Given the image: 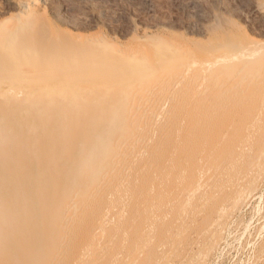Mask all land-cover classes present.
<instances>
[{
	"label": "bare ground",
	"instance_id": "obj_1",
	"mask_svg": "<svg viewBox=\"0 0 264 264\" xmlns=\"http://www.w3.org/2000/svg\"><path fill=\"white\" fill-rule=\"evenodd\" d=\"M50 1L0 20V264H161L213 237L264 163V41L121 46L42 28Z\"/></svg>",
	"mask_w": 264,
	"mask_h": 264
},
{
	"label": "rangeland",
	"instance_id": "obj_2",
	"mask_svg": "<svg viewBox=\"0 0 264 264\" xmlns=\"http://www.w3.org/2000/svg\"><path fill=\"white\" fill-rule=\"evenodd\" d=\"M9 1L12 0H0V7L4 8H0V11L7 15L0 13V20L16 13L15 8L10 7L12 3ZM53 1L55 3L58 1V4L53 3L52 5ZM190 1L192 0H52L51 4L39 7L38 16L41 15L39 20H44L46 24L44 25L40 20L42 28L49 29L51 26L87 37L99 34L121 46H133L136 40L146 35V32L147 36L184 43L192 48L197 44L196 52L202 44H208L210 39L233 35L242 36V32L243 35L249 33V36L251 38L254 36L257 41H264V17L257 19L259 16L254 11L259 4L260 11L264 12V0H195L197 2L193 4ZM54 6L55 8L57 6V10L53 8ZM55 13L61 15L56 19ZM191 35L193 39L190 38ZM238 163H234V169H238ZM254 170L257 176L254 175L255 181L253 180L251 188L248 191L241 190L233 196L234 199L227 200L226 202H229L226 207L215 209L217 210L216 218L220 221L218 220L219 222L217 221L211 228L214 232L213 237L208 236L209 238L199 241V238L192 236V239H196L191 242L192 239L181 236L176 241L177 248L172 253H169V248H165L169 245V238L164 235L165 239L161 237L163 239V244H161L165 249L164 252L161 251L160 258L166 257L161 264L165 262L166 264H185L188 260L190 264H264V163ZM199 182L197 180V183ZM205 213L206 209L201 206L197 207L190 222H199L201 215ZM220 216L223 218L220 219ZM164 226L167 229L168 225ZM215 228H218V232ZM202 240L205 244L201 243ZM188 244L191 245L188 246ZM199 244L201 245L198 246ZM179 246L183 248V251ZM187 247L188 250L183 257L182 254ZM194 247L197 248L194 249ZM178 250L181 255H178ZM126 251L127 249L124 250V254ZM178 256L180 259L177 258ZM103 257L100 261L105 263V257Z\"/></svg>",
	"mask_w": 264,
	"mask_h": 264
}]
</instances>
